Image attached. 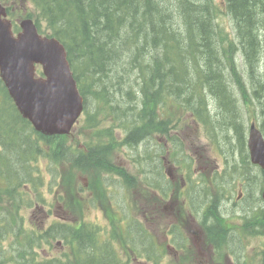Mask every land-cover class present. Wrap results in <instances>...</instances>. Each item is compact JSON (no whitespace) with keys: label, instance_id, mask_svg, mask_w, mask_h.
I'll list each match as a JSON object with an SVG mask.
<instances>
[{"label":"rangeland","instance_id":"rangeland-1","mask_svg":"<svg viewBox=\"0 0 264 264\" xmlns=\"http://www.w3.org/2000/svg\"><path fill=\"white\" fill-rule=\"evenodd\" d=\"M173 1L167 0L168 4L173 3ZM201 1L207 2L210 9V0ZM217 1L215 0V2ZM0 2L4 3L3 0ZM188 4L191 8L192 4ZM188 4H185L186 8ZM172 5L174 4L169 6ZM10 9H12L11 19L16 24L29 13L34 14L35 17L39 16L30 3L21 2V0H17V3L13 4ZM199 13L208 19L209 11L206 5L202 6ZM210 16L214 20H218L212 41V46L216 50L215 58L201 50H196L195 58L198 57L200 61L216 62L218 70L223 64V59H230L227 76L223 77L222 75V79L226 86L230 84L225 80L226 77L231 80L238 79L240 87L243 89L242 94L238 85L230 87L232 91L236 92L237 103L234 102L235 106L232 107L227 103H232L234 99L232 101L221 95V105L225 108L221 106L222 116H220L215 99L212 96L206 97L208 88L196 87L190 95L192 85L188 83V100H185L184 97L176 94V88L168 86L171 91L165 93L168 97H165L163 101L156 102L158 99L156 89L151 94L150 100L152 102L150 105L152 109H156L155 114L144 115L146 117L144 122L140 119L122 118V123H126L127 120L131 121L127 127L121 128V124L115 123L113 117H105L102 114L105 112H97L99 106L96 104V100L91 97L88 100L86 112L73 131V138L78 146L93 145L96 141L101 146L103 145L102 142L107 143L108 139L102 137L101 141L98 142L96 133L106 135L105 131L110 130L112 139L117 143L113 149H110V159L113 161L114 158L115 162H121L125 164L124 167H127L128 174L125 185L121 179L114 177V188H110L109 198L106 199L105 188L100 182V175L92 165H86L85 170H80L77 167L76 169L73 168L64 160L61 163L59 160V163L56 164L53 161L51 163L48 158L37 160L36 165L40 170L38 174H44L43 186L39 190L41 193L40 198H38L39 202L37 203L33 194L28 193L26 195L27 187L23 184L18 189V192H21L23 196L16 198L17 209L12 208L10 203L0 204V264H39L45 263V259H49L48 261L54 258L69 259L71 250L65 241L60 238L51 239L47 234L49 229L59 224H66L67 220H63V210L69 215L70 220L68 222H77L79 226L86 225L89 230L96 229L99 237L109 236L110 233L111 242L115 245L116 256H120L122 260L120 261L124 264H128L124 262L127 260H131L130 264H156L155 261H158L157 264H221V256L213 260L210 253L195 258L191 257L192 250L185 251L183 255L172 245L175 235L180 231L181 235L188 239L189 245L195 248L192 244L191 235L186 232V224L189 222L202 232L195 215L186 204L185 196L189 197L194 194L201 197L204 195L203 192L193 191L194 188L204 189L205 194H208L212 183H220L222 180L233 183L236 180L239 172L238 165H240V148L239 145H235L229 153L227 145L231 140L228 141V139L234 137V133H238L240 137L243 126L245 131L246 129L249 131L252 124L260 127L258 120L261 119L256 114L264 102L257 107L252 99L253 92L257 88L264 89V57L262 53L259 55L258 58L261 61L259 67H255L257 61L254 60L253 67L255 69L253 73L255 79H252L253 67L242 51L243 45L247 54L250 55V45L239 37V30L234 20L227 12H211V9ZM194 17L197 15L193 14L192 18ZM199 18L204 20V16L200 15ZM252 21H259L257 26L258 37L259 34H264V10L261 9L254 14ZM126 24H129V21ZM126 24L121 26L118 37H120V33ZM170 25L177 32L185 34L184 20L178 19ZM201 28L208 29L206 23ZM241 29L244 32L242 26ZM204 33L207 34L206 31ZM126 38L127 33H124L122 41H117L112 46L111 57L114 62L116 61V66L112 64L109 69L113 72L104 78L103 75L96 76V81L99 90L105 91L106 95L123 96L128 104L134 102L133 105L145 109L148 104L145 103L146 98L141 93L139 83L147 85L151 78H155L154 85L166 88L162 83L166 71L161 73V69H159V72L155 73L152 65L153 61L160 56L159 48L155 47V44L159 45L162 42L160 39L151 36L144 39L142 34L138 36L137 42L128 41ZM263 41L258 42L260 44L259 50L264 49ZM230 46L234 47L232 59L229 53L224 52ZM115 68L119 73L118 78L114 75ZM188 68L191 73L195 71V68L199 69L197 64H192V62L188 64ZM142 71L146 72L145 75L141 74ZM190 77L192 79V74ZM219 77L217 76L218 79ZM198 81H202L201 76L198 77ZM105 84H107L106 87L102 89L101 85ZM243 97L245 100H249L251 104L247 106ZM202 103H204L210 117L207 124L197 123L191 113L184 115L183 111L179 109L181 105L190 106L195 115V109L202 107ZM102 104L103 101H100V105ZM136 106L132 107L133 111ZM240 106L243 112H238L237 108ZM232 108H234L236 116H234ZM87 111H91V114H87ZM0 112H3L1 102ZM110 113L114 114L112 111ZM131 116L137 118L136 115ZM261 116L264 120V114ZM148 122H153V124ZM237 123H239L238 131L236 129ZM92 125L95 127L93 128ZM136 125L141 126L142 129L134 132L133 127ZM226 126L231 129L224 130ZM135 137L137 140L133 141ZM126 143H129V149L123 147ZM59 152L60 150L56 153ZM163 157L171 162L168 167L172 170L173 191L167 197L153 191L147 183V181L154 183V177H156L154 165H165L160 164L163 162ZM175 165H180L181 169H176ZM184 165H192V167L186 170ZM242 165H246L245 162ZM164 170L165 175V167ZM181 178L185 181V186H181ZM163 185V182H160V189H158L160 193H162ZM28 187L30 188V185ZM32 188L34 187L32 186ZM91 198L94 199V202ZM201 200L199 199L197 204H200ZM94 205L103 208L104 213L98 208L95 209ZM122 212L126 213L128 218L133 219L132 223H136L132 229L133 238L138 241H143L142 235L147 238L148 243L145 246L142 245L137 253H132L127 245L122 246L119 240L122 236V218L120 216ZM146 214L149 215L150 220H144ZM98 225L100 226L98 227ZM107 226H109V230L106 231ZM20 236H22L20 242L23 246L26 245L24 236L38 241L37 245L29 248L28 252L31 255L22 256L21 248L23 249V247L19 244ZM153 240L156 242V247L153 245ZM73 248L76 249V245L73 244ZM135 255H137V259H135ZM153 255H155L154 258L157 255L159 260L158 258L151 260L150 257ZM72 259H74L73 256Z\"/></svg>","mask_w":264,"mask_h":264},{"label":"trees","instance_id":"trees-1","mask_svg":"<svg viewBox=\"0 0 264 264\" xmlns=\"http://www.w3.org/2000/svg\"><path fill=\"white\" fill-rule=\"evenodd\" d=\"M3 1L7 7L9 6L8 13L11 17L12 9L10 7L17 3V0ZM21 2L30 3L39 14L38 17H35L34 14L29 13L25 17L35 19L40 33L56 37L65 46L74 78L85 101V112L88 100L93 97L99 106L97 112H105L102 113L105 117H113V121L115 123L119 122L121 128L129 125L131 120L122 123V118L129 119V114L136 115L137 118L135 120L140 119V121L144 122L146 117L144 120L141 116L156 113V109H152L150 105V102H152L150 100L151 94L155 89L157 90L156 96L158 95L156 102L163 101L165 97H168L165 93L171 91L169 87L176 88V94L188 100V83L192 85L190 95H192L195 88L193 83L208 88L209 93L214 94L215 92L217 110L220 108L218 97L221 95L233 101L230 95L232 91L230 87H232V83L234 84L233 86L238 85L240 87L238 79L231 80L226 77L225 80L230 83L228 84L229 86H226L222 79V75L223 77L227 76L230 59H223V64L218 70L216 62L200 61L198 57L195 58L196 50H201L215 58L216 50L212 46V41L218 20H214L210 16V9L211 12H227L232 19L234 17L240 27H243L244 32L241 31L238 35L241 40L244 39V42L250 45V55L247 54L243 45L242 51H244L251 67L254 66V60L256 59L257 61L262 52L261 49L259 50L260 45L258 43V23L255 24V21H252V17L259 10H264V0L262 2L261 0H218L217 2L210 0V9L209 4L201 0H195L196 4L191 8L188 4L189 0H174L171 3L174 4L172 6H169L171 4H168L167 0H21ZM185 4H188L187 8ZM203 5L208 8V19H206L205 15L199 13ZM193 14H196L197 17L192 18ZM200 15L204 16V20H200ZM178 19L184 20L185 34L177 32L170 25ZM127 21L131 25L126 24ZM205 23L210 30L201 28L205 26ZM123 24H126V26L120 33V37H118V32ZM14 30L19 32L17 24H14ZM205 31L207 34L204 33ZM124 33H127L126 40L128 41L137 42L138 36L142 34L144 39L151 36L160 39V42H162L159 45L155 44V47L159 48L160 56L153 61L152 65L155 73H158L159 69H161V73H164V70L166 71L164 73L165 77L162 78V83H164L166 88L154 85L156 82L155 78H151L147 85L139 83L141 93L146 98L145 103L148 104L145 108L146 114H139L138 111L137 114L133 111L132 107L136 105H133L134 102L128 104L123 96L106 95L105 91L99 90L98 82L96 81V76L103 75L104 78L107 74L113 72V70L109 69L112 64H116V61L114 62L111 57L113 53L112 46L115 42L122 41ZM224 52L229 53L232 59L234 47L230 46ZM190 62L197 64V68H199H195V77L188 68ZM254 69L255 67L251 71L252 79H255ZM145 73L144 71L141 72L143 75ZM191 74L192 79L190 77ZM114 75L118 78L117 68L114 69ZM199 76L202 77V81H198ZM217 76H220L219 79ZM106 85H101L102 89ZM118 89L120 90V87ZM118 89H116L117 92H119ZM241 91L243 93V89ZM127 96L129 95L127 94ZM100 101H103L102 105H100ZM201 101L203 102V99ZM0 102L3 107V112H0V204L10 203L12 208L17 209L16 198L17 196L19 198L23 196L21 192H18V189L23 184L27 187L28 192H26V195L28 193L34 194L37 203L39 202L38 198L41 195L39 190L43 186L44 174H38L40 170H38L36 161L41 158L42 160L48 158L51 163L53 161L55 164L59 163V160L60 163L64 160L73 168L76 169L77 167L80 170H85L86 165H99L106 162L102 156L97 157L93 152L92 157L80 153L78 155L75 153L69 154V150L67 149L66 151V148L62 147L58 138L45 137L34 131L32 125L19 114L1 80ZM227 103L235 106L234 101ZM202 105V107L195 109V115L190 106L181 105L179 109L183 111L184 115L191 113L195 121L196 117L201 123L207 124L210 117L204 107V103ZM111 111L114 114L110 113ZM87 114H91V111H87ZM153 122L148 123L153 124ZM92 126L93 128L95 127V125ZM133 129H135L134 132H137L142 127L136 125ZM229 129H231L229 126L224 128V130ZM236 129L238 131L237 125ZM243 130L245 133L244 126ZM105 133L108 135L111 131L106 130ZM232 139L233 137H230L228 141ZM136 140L135 137L133 141ZM116 144L113 140V145L115 146ZM59 150L60 152L56 153ZM114 172L116 176L120 177L125 174V171L117 165H114ZM164 172V168L160 170L155 166L156 177H154V183H150V181H147V183L150 188L158 190L160 189V182L164 180L162 195L166 197L172 191H166L167 180L163 176ZM29 185L30 188L28 187ZM193 195L189 197V203L196 205L199 199H202L203 203L204 195L201 197ZM201 208V206L200 208L198 207V212H200ZM124 220L126 224L125 228L121 227L122 236L119 240L122 246L125 247L127 245V247L131 248L132 253H137L143 244L142 241L133 238L132 229L136 223H132L133 219L127 218V216L124 217ZM146 220H150V217H146ZM65 223L49 229L47 234L51 239L60 238L70 244L74 259H72V256L66 260L54 258L50 262L45 261V263L39 264H124L121 262L120 256H116L114 243L103 242L93 245L92 237L94 232H91L92 230H89L86 225L76 226L75 222ZM21 237H19V244L23 247V249L21 248L22 256L31 255L28 252L29 248L35 244L37 245L38 241L24 236L26 245L23 246L20 242ZM71 241L73 242L72 244ZM73 244L76 245V249L73 248ZM137 244L138 247H136ZM153 245L156 247L154 240ZM154 256L150 257L151 260H153ZM135 259H137V255H135ZM124 262L130 264L131 260ZM155 262L156 264L158 263V261Z\"/></svg>","mask_w":264,"mask_h":264},{"label":"flooded vegetation","instance_id":"flooded-vegetation-1","mask_svg":"<svg viewBox=\"0 0 264 264\" xmlns=\"http://www.w3.org/2000/svg\"><path fill=\"white\" fill-rule=\"evenodd\" d=\"M261 114H264V107L259 115ZM255 127L264 136V120H261L260 127ZM96 135L98 142L101 141L102 137H107L108 141L107 143L102 142L103 145L101 146L96 141L95 144L89 146L91 148L89 150L84 145H77L73 138V133L68 136L58 137V141L60 140L62 147L68 149L70 154L75 153L78 155L80 153L92 157L93 152L95 156H102L106 160L105 163L92 165V167L100 175V182L105 188V196L108 199L110 188H114V177L121 179L125 185L128 169L124 167L125 164L115 162L114 158L113 161L110 159V149L114 148L112 136L110 134L99 135L98 133ZM243 145L245 153L241 154L239 152L240 165H238L239 172L236 180L233 183H228L226 180H222L220 183H212L210 185V193L205 194L203 197V203L201 200L198 205L188 204L202 232L192 223L186 224V232L191 235L195 249L189 245L188 239L184 238L179 231L174 238L172 246L183 255L185 251L189 252V250H192L191 257L195 258L198 256L203 257L210 253L213 260L221 256V264H264V168L248 160L246 133ZM123 147L129 149V143L124 144ZM244 162L246 165H242ZM169 163L171 162L166 157H163V162L160 164L165 165H154V168L156 166L160 170L164 167L165 169H170L168 167ZM114 165L122 168L125 174L121 177L116 176ZM175 168L180 169V165H175ZM180 182L183 185L185 184L182 178ZM92 200L94 202V199ZM200 206L202 208L198 212V207L200 208ZM94 207L104 213L103 208L95 205ZM122 213L120 215L122 218L121 222L123 228H125L126 221L124 217L126 213ZM148 216L147 214L144 215L145 221L146 217L149 218ZM63 220H67V222L70 220L65 210H63ZM76 226H79L77 222ZM91 230V232H94L92 237L93 245L103 242L112 243L110 233L109 236L99 237L96 229ZM107 230H109V226H107Z\"/></svg>","mask_w":264,"mask_h":264},{"label":"water","instance_id":"water-1","mask_svg":"<svg viewBox=\"0 0 264 264\" xmlns=\"http://www.w3.org/2000/svg\"><path fill=\"white\" fill-rule=\"evenodd\" d=\"M13 22L0 3V79L21 116L45 136L67 135L84 111V98L74 78L65 46L44 36L31 18ZM38 67L42 75L38 74ZM251 162L264 168V138L254 126L249 133Z\"/></svg>","mask_w":264,"mask_h":264},{"label":"bare ground","instance_id":"bare-ground-1","mask_svg":"<svg viewBox=\"0 0 264 264\" xmlns=\"http://www.w3.org/2000/svg\"><path fill=\"white\" fill-rule=\"evenodd\" d=\"M263 0H261V2H262ZM189 3H191L192 4V7L193 6H195V0H189ZM258 14H260V13H258ZM233 19H234V17H233ZM234 22H235V25H236V27H237V29L239 30V32H241L242 31V29H241V27L237 24V22H236V20L234 19ZM258 22H255V24H257ZM258 40L261 42V41H263L264 40V34H259V37H258ZM260 45V44H259ZM261 50H262V54H263V57H264V49H262L261 48ZM260 63H261V61H260V59L258 58L257 59V65L255 66V67H259L260 66ZM193 75H194V77H195V74H194V72H193ZM252 78V77H251ZM221 79V78H220ZM194 84V89H196V87H199L198 85H200V84H198V85H196L195 83H193ZM234 84L232 83V86H233ZM200 86H202V85H200ZM203 87V86H202ZM204 89H206L205 87H204ZM263 91H264V89H262L261 87H259V88H257L253 93H254V96H253V99H252V101L254 102V104L257 106V107H259L263 102H264V93H263ZM235 94H236V92L235 91H231L230 92V95L233 97V99H234V102L235 103H237V99H236V97H235ZM243 94V93H242ZM207 96H212L214 99H215V101H216V95L215 94H212V93H209V91L206 93V97ZM244 96V95H243ZM219 98V104H220V108H219V110H218V115H220V116H222L221 115V104H222V102H221V100H220V97H218ZM210 100V99H209ZM243 100H244V103L248 106V105H250L251 104V102L249 101V100H245L244 99V97H243ZM211 101V100H210ZM222 107H224V106H222ZM232 107H234V106H232ZM264 107V105L262 106L261 105V109ZM225 108V107H224ZM261 109H259L258 108V113L256 114V116L258 117V118H260L261 120H262V118H261V115H259L260 114V111H261ZM232 110H233V112H234V114H235V111H234V108H232ZM237 110H238V112H243V109H242V107L240 106L239 108H237ZM134 111L135 112H139V114L140 113H143V114H146V109H142L140 106H136V109H134ZM236 115V114H235ZM259 115V116H258ZM129 118H131V119H136L135 117H133V116H129ZM141 118L142 119H144L145 120V116L143 115V116H141ZM241 118V117H240ZM261 120H258L259 121V123L261 122ZM241 122H242V118H241ZM238 124V128H239V123H237ZM259 126V125H258ZM2 131V130H1ZM24 137V136H23ZM244 140H245V133H244V130H243V132L241 133V136L239 137V135H238V133H234V137H233V139L228 143L229 145H227V151L230 153L231 152V149H232V147L233 146H235V145H239V146H241V148H240V150H239V152H241V154L242 153H245V148H244V145H243V143H244ZM16 149V148H15ZM253 185V184H252ZM194 190H199V191H201V192H203V194L205 195V191H204V189H199V188H194L193 189V191ZM194 196V195H193ZM93 248V247H92Z\"/></svg>","mask_w":264,"mask_h":264}]
</instances>
